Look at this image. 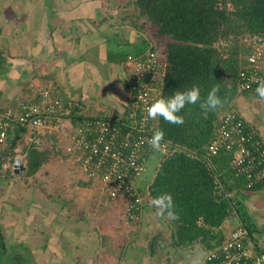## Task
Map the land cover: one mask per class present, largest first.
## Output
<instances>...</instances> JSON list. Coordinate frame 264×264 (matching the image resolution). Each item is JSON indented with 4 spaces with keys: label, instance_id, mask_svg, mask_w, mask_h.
<instances>
[{
    "label": "crops",
    "instance_id": "0c3cea01",
    "mask_svg": "<svg viewBox=\"0 0 264 264\" xmlns=\"http://www.w3.org/2000/svg\"><path fill=\"white\" fill-rule=\"evenodd\" d=\"M152 30L131 0H0L1 110L16 115L46 88L63 104L43 132L39 150L50 155L34 174L26 175L28 131L9 128L0 145V264H179L209 249L200 241L177 246L173 221L157 217L151 199L130 217L121 199L92 193L71 141L72 114H125V61L154 47ZM229 106L264 144V100L236 91ZM11 158L25 165L24 173L14 172ZM146 171L140 182L149 181L140 184L147 188L156 170L150 178ZM233 182L229 200L236 208L216 229L218 237L242 223L253 249L264 250V182L254 190ZM87 200L97 203L90 216Z\"/></svg>",
    "mask_w": 264,
    "mask_h": 264
},
{
    "label": "trees",
    "instance_id": "16d2710c",
    "mask_svg": "<svg viewBox=\"0 0 264 264\" xmlns=\"http://www.w3.org/2000/svg\"><path fill=\"white\" fill-rule=\"evenodd\" d=\"M131 2L133 13L149 21L155 35L167 38L161 98L197 85L204 99L213 87H219L222 108L205 115L199 102L186 105L179 113L184 117L182 125L157 118L156 131H163L170 151L163 157L156 151L159 164L147 186L150 199L165 192L172 195L178 216L171 219L177 246L200 241L211 249L222 241L216 229L236 208L226 195L233 189L229 180L242 187L243 179L229 167L230 151L222 149L207 162L205 147L215 133L218 116L229 110L237 91L238 72L246 64L249 52L244 38L264 33V0ZM150 48L159 50L156 46ZM14 128L16 134L27 131L20 125ZM49 155L48 151L29 145L26 175L34 174ZM148 181L140 183L146 185ZM212 239L214 244L209 242Z\"/></svg>",
    "mask_w": 264,
    "mask_h": 264
},
{
    "label": "built area",
    "instance_id": "2783aa9c",
    "mask_svg": "<svg viewBox=\"0 0 264 264\" xmlns=\"http://www.w3.org/2000/svg\"><path fill=\"white\" fill-rule=\"evenodd\" d=\"M244 42L249 52L246 64L238 72L236 89L257 95L258 82L264 80V33L245 37ZM125 62V114L71 113L69 119L75 122L71 141L78 149L80 171L92 184H102L100 190L107 197L121 199L127 214L134 217L132 213H139L145 200L150 199L148 188L144 186L143 192L140 184L149 153L159 151L163 157L170 151L164 140L158 150L149 146L158 117L149 119L146 113V108L162 97L165 62L160 50L152 48L127 55ZM62 107L59 96L46 88L31 101L22 102L16 115H7L0 108V145L5 143L8 129L20 125L28 131L29 143L40 149L44 130L60 116ZM205 148L207 162L222 149L231 152L229 167L243 179L242 188L258 189L264 182V144L234 109L220 116ZM252 246L249 229L241 223L219 245L207 250L205 264H264V250L256 251Z\"/></svg>",
    "mask_w": 264,
    "mask_h": 264
},
{
    "label": "clouds",
    "instance_id": "9594fccd",
    "mask_svg": "<svg viewBox=\"0 0 264 264\" xmlns=\"http://www.w3.org/2000/svg\"><path fill=\"white\" fill-rule=\"evenodd\" d=\"M219 87H213L206 98L201 99L200 88L193 85L190 89L185 91H176L168 98H160L146 108L147 117L149 119H156L162 117L170 124L182 125L184 117L179 113L185 108L186 105H192L199 102L202 112L207 113L216 111L218 108L223 107V101L218 95ZM256 93L261 100H264V80L258 82ZM164 139V133L157 130L153 133L148 140V144L153 149H159L161 141ZM150 206L153 207L157 217H167L168 219H178L175 212V204L173 197L170 193H161L150 201ZM205 253L203 250L195 251L188 254L179 264H205Z\"/></svg>",
    "mask_w": 264,
    "mask_h": 264
},
{
    "label": "rangeland",
    "instance_id": "374dc122",
    "mask_svg": "<svg viewBox=\"0 0 264 264\" xmlns=\"http://www.w3.org/2000/svg\"><path fill=\"white\" fill-rule=\"evenodd\" d=\"M148 35L152 36L151 40H153V46L154 47L156 46L159 50H162L164 48V46H165L164 42L167 40V38L155 35V33H153V30L151 32H149ZM27 134H29V133L27 132ZM43 142H44V140H43ZM42 147H43V143H42ZM158 158H159V156H158L157 152L151 153V155L148 157V161L146 163L147 171L145 173V177H149L150 178L152 176V174L155 172V170L157 169V163L159 162ZM93 185H94V187L92 188L93 189L92 193H96L97 194L100 191V185H102V184L97 182V184H93ZM104 194H105V192H104ZM93 203L94 202H92V201L90 202L89 200H87V202H86L87 216H90V212L91 211L92 212H96L97 211V203H95V204H93Z\"/></svg>",
    "mask_w": 264,
    "mask_h": 264
},
{
    "label": "water",
    "instance_id": "95a60500",
    "mask_svg": "<svg viewBox=\"0 0 264 264\" xmlns=\"http://www.w3.org/2000/svg\"><path fill=\"white\" fill-rule=\"evenodd\" d=\"M10 163H12L15 173L21 174L25 172V165H23V163L19 159L11 158ZM12 264H23V263L21 262V260H16Z\"/></svg>",
    "mask_w": 264,
    "mask_h": 264
}]
</instances>
